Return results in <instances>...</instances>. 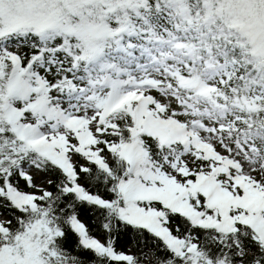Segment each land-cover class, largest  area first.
I'll return each mask as SVG.
<instances>
[{
  "label": "snow or ice",
  "instance_id": "6c2138e0",
  "mask_svg": "<svg viewBox=\"0 0 264 264\" xmlns=\"http://www.w3.org/2000/svg\"><path fill=\"white\" fill-rule=\"evenodd\" d=\"M0 264H264V0H0Z\"/></svg>",
  "mask_w": 264,
  "mask_h": 264
}]
</instances>
